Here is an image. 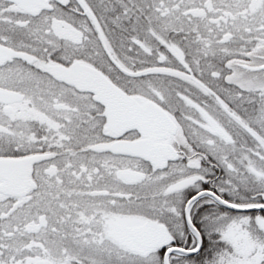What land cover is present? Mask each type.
<instances>
[{
	"label": "snow or ice",
	"instance_id": "6c2138e0",
	"mask_svg": "<svg viewBox=\"0 0 264 264\" xmlns=\"http://www.w3.org/2000/svg\"><path fill=\"white\" fill-rule=\"evenodd\" d=\"M0 264H264V0H0Z\"/></svg>",
	"mask_w": 264,
	"mask_h": 264
}]
</instances>
